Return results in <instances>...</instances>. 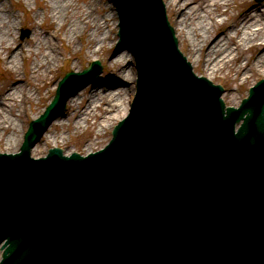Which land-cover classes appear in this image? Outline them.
<instances>
[{
  "label": "water",
  "instance_id": "water-1",
  "mask_svg": "<svg viewBox=\"0 0 264 264\" xmlns=\"http://www.w3.org/2000/svg\"><path fill=\"white\" fill-rule=\"evenodd\" d=\"M155 2L151 6L159 15L155 30H161L163 35L167 33V37H162L160 43L164 45L163 41L168 40L171 55L175 54L181 60L191 76L189 65L178 52L177 40L161 0ZM92 64L99 65V69L91 78L66 90L67 80L80 73L70 72L61 81L45 113L31 123L22 146L23 153L0 154V157L29 156L31 148L52 120L64 110L67 99L99 74L100 61ZM83 72L87 74L89 69ZM217 88L209 87L211 92L204 90L220 107L223 106L220 99L223 88ZM249 101L245 99L239 109L229 107L230 117L218 119L228 125L234 119L245 120L239 135L231 133L234 124L229 126L227 131L232 137H227L220 146L222 160H201L202 157L206 158L205 154L200 156L190 150L195 149L200 140L196 141L192 136L179 131L176 133L172 125L165 126L164 130L161 127L162 131H159L155 142H148L145 148L141 149L138 144L125 161L111 164L104 155L93 156L92 163L81 165L74 181L69 177L68 181L70 188L79 193L78 202L86 188L94 199L82 204L85 209L83 212L66 211L69 216L62 212L56 223L77 224L78 212L81 217L92 220L89 227L97 232V237L87 240L82 231L67 242L65 240L68 236L65 235L60 242L63 250L52 247V243L44 239L41 242L27 241L23 247L20 243L19 246L12 244L3 252V264H221L215 257L220 258L223 255L220 254L224 253L218 240L225 231L237 232V236L243 239L247 234H256L254 232L257 229H264V142L253 136L264 135V103L257 106L259 113L254 117L252 113L255 107L252 104L247 106ZM248 110L251 115L245 117L244 112ZM236 113L238 116L234 117ZM123 122L125 120L114 129L115 139L125 124ZM252 130V135L244 134ZM55 155L62 157V150L51 149L49 157ZM71 159L83 158L74 153ZM200 165L208 166V173H199ZM103 168L113 176L111 184L105 187L102 184L105 178ZM241 170L244 171L243 175ZM253 173L256 176L253 181L255 189L250 191L245 186L238 192L246 191V194L254 198L237 202L235 196L238 192L231 188V182L236 184L241 175L250 178ZM239 232L241 235H238ZM90 236L95 234L90 231ZM262 242L243 252L239 263L264 264ZM13 252L18 256L31 255L32 259L13 256Z\"/></svg>",
  "mask_w": 264,
  "mask_h": 264
},
{
  "label": "bare ground",
  "instance_id": "bare-ground-1",
  "mask_svg": "<svg viewBox=\"0 0 264 264\" xmlns=\"http://www.w3.org/2000/svg\"><path fill=\"white\" fill-rule=\"evenodd\" d=\"M9 1L0 0V57L6 66L17 71L22 66V60H24L22 54L24 47L16 44V25L12 14L14 8ZM96 1L90 0L85 8H81L74 0H48L46 5L50 10L52 19L56 20L63 18V16H68L70 18L69 26L74 32L83 30L89 36L90 41L104 42L109 35L102 32L99 35V31L102 30L106 22H103L102 16L93 17L94 19H92L93 15H91L89 10ZM232 1L166 0L165 4L167 8H171L175 12L176 27L179 29L177 33L181 36L179 38L180 40L182 39L190 55L196 57V54L199 53L198 61L196 60L198 72L208 74V77H215L218 73L229 68L228 76L236 82L239 81L240 84H245L254 78L264 76V8L258 4L250 3L251 0H238L234 6ZM155 3V0H138V3H133L139 14L146 16V19L151 21L154 27L158 25L159 18L157 12L151 14L153 12L151 6L155 5ZM107 7L106 18L113 19L115 12L108 4L104 8ZM236 9L239 11L238 14L234 11ZM231 10L232 14L229 15ZM122 12L123 14L125 13L123 6ZM222 14H226L228 17L218 19V16ZM126 22L127 20L124 18L123 29L125 30H131L135 26V23H132L128 27ZM47 33L46 31L44 36L40 32L34 33L33 39L35 41L34 44L30 45V50L35 49L34 47L36 46H44L45 40L50 43L49 38H45ZM164 36L167 37L166 32L163 35L161 30L148 27L145 31L139 32L135 39L138 48L146 51L140 55L144 78L139 84L138 101L132 103V100H130L128 102L126 99L127 89L125 87H116L111 83L96 82L93 83V88L88 96L83 97L77 92L70 97L69 111L65 112V116L69 121L67 130L76 132L82 127L88 126L93 119L94 124L100 129L97 132L96 139L90 138L87 140V147L85 148H87L88 152L93 148V143L100 138L99 135H102V130L110 127L115 120H118L130 110L129 105L131 106L129 118L123 122L125 124L121 129L122 131H132L140 126L138 123L139 119L134 118L135 116L140 117L144 123L156 116L158 120L167 121L169 125L174 126L176 133L179 131L184 134H190V130L186 126L191 124L193 128L192 134L196 136L208 137L211 132H214L217 134H214L213 137L224 139L228 137L227 132L223 130L228 125L220 126L219 124L218 108L214 98L198 94L193 89H190L191 86L196 88L194 80L189 78V74L185 71L186 68L181 60L175 54H173L174 56L171 55V47L169 48L167 45L169 44L168 40L163 41L164 45H160L157 42V40L161 41L162 37L164 39ZM145 38L147 39L144 40ZM90 41H88V49L91 50L94 44ZM57 59L56 46L50 43L49 53H41V56H36L31 63L29 68L30 78L26 79L24 76L21 78L19 74H16L12 86L6 87L3 91L1 90L2 92L0 91V141L5 142L6 151H16L21 145L24 129L20 120L26 111V103L30 102L38 91L37 86L34 90L30 87V81L33 80L38 84L41 79L46 80L47 89H50L52 79L48 74ZM110 63L113 66V72L121 78H127L128 76L130 77V74H134V67L130 59H127L122 54L111 58ZM137 75L138 73L135 70V79H137ZM180 75L185 77L184 83L180 82ZM197 80L201 81L200 79ZM197 84L202 88L206 86L200 82ZM231 88L234 90L229 93V96L231 97L230 100H234L235 93L239 87ZM95 97L100 100V104ZM253 98L257 106L264 103V84L256 90ZM189 102H193V111L180 115L181 104H188ZM253 112L252 114L255 117L259 110L255 107ZM244 114L246 116L251 115L250 111H245ZM33 115L37 117L39 112ZM226 116H228L227 113ZM240 121L236 122L233 120L232 123L236 124ZM63 125H61V129L64 128ZM252 126L254 127L253 124ZM220 127H222L221 130ZM7 131L9 132L2 135L3 132ZM253 131L244 134L250 136ZM121 136L124 138L123 132ZM253 136L258 140L261 138V141H264L262 138L264 135L262 137L258 134ZM43 140L33 147L32 153L34 156L44 153L45 143L50 141V137L45 136ZM54 141L56 145H66L67 138H65L61 130L55 131ZM127 142H123V144L121 141L116 142L115 149L111 150L107 155L108 159L112 161L118 157L120 145L122 146L121 152L123 150V155H126L127 150L123 148L126 147ZM201 145L204 144H198L199 147ZM212 152L214 151L209 153ZM65 153L68 154L69 151H65ZM201 160H204V157ZM24 165L23 163L22 166ZM37 165L39 166H37L38 169H35V176L40 184L49 180H59L56 175L50 179L44 174L46 170L59 166V163L53 160L52 164L42 162ZM205 170L206 167L200 168V171ZM57 184L65 185L62 182V178L60 183L58 182ZM10 185L12 184L9 178H0V192L9 191ZM63 188L66 191L61 193L65 195L66 208L78 206L82 210V204L85 200L88 202L94 199L92 193L85 189L78 202L75 194H71L72 191L67 186H63ZM38 189L39 187L30 191L23 190V194H13L9 199L11 202H16L18 197H20V200L22 198H35ZM62 212L69 216L66 210L63 209ZM22 222L23 218L16 221L18 225H21Z\"/></svg>",
  "mask_w": 264,
  "mask_h": 264
},
{
  "label": "rangeland",
  "instance_id": "rangeland-1",
  "mask_svg": "<svg viewBox=\"0 0 264 264\" xmlns=\"http://www.w3.org/2000/svg\"><path fill=\"white\" fill-rule=\"evenodd\" d=\"M77 4L80 5L81 8L87 7V4L90 0H74ZM238 0H233L232 5L234 6ZM48 0H10L9 3L12 4L14 11L12 12L14 23L16 25V44L21 45L24 47L22 50V54L24 60H22V66L16 71L9 66L4 64L3 59L0 57V91L4 90L8 86H12L16 74H19L21 78H30V65L34 61L36 56H41V53L48 54L49 53V45L50 43L56 46V51L58 54V59L55 60L53 66L49 71V76L52 79V84L50 89H47L46 80L38 81L36 84L33 80L30 81V87L34 90L37 86L38 91L35 94V97L31 99L30 102L26 103V111L23 113L21 117V126L24 129V135L29 127V123L34 117V113L39 112V115L42 114L53 99L58 83L62 76L68 70H77L81 71L86 66L90 64L91 61L95 59L101 60L103 64V71L94 79L93 82L85 86L84 88L78 90L80 95L83 97L88 96L93 88V83H111L114 84L116 87H125L127 89L126 92V99L128 102L133 100L134 95L136 93L135 88L137 87V79H135V70L137 72V67L135 63V59L131 51H129L128 47L126 48H118L116 46L117 41L119 39L118 30H119V16L115 9L112 0H97L92 6L90 12L92 19L96 18L97 16H102L103 22L105 21L106 24L102 27V30L99 31L102 33H107L109 37L104 42H93L89 40V36L86 35V32L83 30L74 32L69 26L70 18L67 16H63L61 19H52L50 15V10L46 3ZM43 3L45 4L43 6ZM250 3L258 4L262 8H264V1L257 2L256 0H251ZM50 4V3H48ZM108 4L111 9L115 12L113 19H107L105 13L108 11V7L104 8ZM236 14L239 11L236 9L234 10ZM233 11V12H234ZM167 13L170 19L171 24L175 27L176 34L179 39V46L191 61L194 71L199 74L208 77V74H202L198 72V67H196V62L198 61L199 53L196 54V57L190 55L187 47L183 44L181 37L177 32L179 31L178 27H176L175 21V12L171 8H167ZM232 14V10L229 12V15ZM94 17V18H93ZM226 14H222L218 16V19L227 18ZM69 18V19H68ZM112 20V21H111ZM208 21V20H207ZM29 28L31 29V35L25 38H22V29ZM70 29V30H69ZM94 32L95 29L93 28ZM48 32L45 38H49L50 43L48 40H45L44 46L41 47H34L35 49L30 50V45L34 44V33L40 32L42 36L45 35V32ZM88 41L93 42L94 46L90 50L88 49ZM122 54L127 59H130L134 69V74H130V77L121 78L117 76L113 72V66L110 63L111 58ZM197 60V61H196ZM24 61V62H23ZM229 68H226L223 72L218 73L215 77H208L209 79L213 80L215 83H220L224 86L225 92L223 93V98L227 105H238L241 103L243 97L247 96L249 93V88L254 85L259 79L263 78L264 76H260L250 80L245 84H240V82L234 81L232 78L228 76ZM128 79V80H127ZM231 87H239L238 91L235 93L234 100H230L229 93L232 92L234 89ZM134 90V92H133ZM1 91V92H2ZM75 92V93H77ZM74 93V94H75ZM132 93V94H131ZM134 93V94H133ZM73 94V95H74ZM42 95V97H41ZM132 95V97H131ZM96 98V97H95ZM96 101L100 104V100L96 98ZM132 102V101H131ZM69 100L67 102L66 109L63 113H61L49 126L45 134L41 137V139L36 143V145L44 141L43 139L45 136L50 137V141L45 143V151L39 156H45L48 153V150L53 146H60L63 148L64 152L69 151V154L73 153L74 151H78L81 154L89 153L87 148V140L90 138L96 139L97 132L99 127L94 124V119L90 121L89 125L86 127H82L80 130L76 132H70L67 130L68 119L65 116V112L69 111ZM130 109V105H129ZM99 111V110H98ZM129 111L123 115L118 120H115L114 123L102 130V135H99V139L93 143V148L91 151L99 150L107 145V143L112 138V129L118 123L119 120L123 119ZM38 115V116H39ZM37 116V117H38ZM64 124V128L61 129V125ZM62 131L65 138H67L66 145H56L54 141V132L55 131ZM3 132L2 135L8 133ZM24 135L21 142V145L24 141ZM19 146L18 150L10 151V152H17L20 150ZM0 152H6L5 149V142L0 141ZM8 152V151H7ZM33 155V153H32ZM34 156V155H33Z\"/></svg>",
  "mask_w": 264,
  "mask_h": 264
}]
</instances>
